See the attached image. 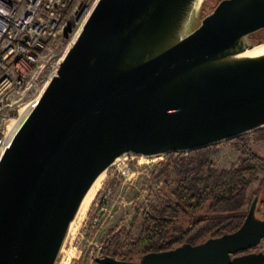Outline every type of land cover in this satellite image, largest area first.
Masks as SVG:
<instances>
[{
    "label": "water",
    "instance_id": "1",
    "mask_svg": "<svg viewBox=\"0 0 264 264\" xmlns=\"http://www.w3.org/2000/svg\"><path fill=\"white\" fill-rule=\"evenodd\" d=\"M100 0L0 160V264H58L96 180L128 154L190 153L264 128V0ZM256 197L235 232L138 260L264 264ZM244 253V254H240Z\"/></svg>",
    "mask_w": 264,
    "mask_h": 264
},
{
    "label": "trees",
    "instance_id": "2",
    "mask_svg": "<svg viewBox=\"0 0 264 264\" xmlns=\"http://www.w3.org/2000/svg\"><path fill=\"white\" fill-rule=\"evenodd\" d=\"M252 133H260L264 138V128ZM244 138L245 135L226 141L236 143L246 155L230 169L215 168L207 157L210 147L176 160L174 166L166 169L165 191L170 197L164 196L149 206L143 214L138 238L128 243L125 251L121 249L120 234L115 233L104 243L102 255L131 261L151 252L197 245L237 231L249 212L244 209L246 192L259 169L264 171V159L243 143ZM263 189L264 181L257 197ZM263 206L264 198L259 197L257 216L261 218Z\"/></svg>",
    "mask_w": 264,
    "mask_h": 264
},
{
    "label": "built area",
    "instance_id": "3",
    "mask_svg": "<svg viewBox=\"0 0 264 264\" xmlns=\"http://www.w3.org/2000/svg\"><path fill=\"white\" fill-rule=\"evenodd\" d=\"M99 2L0 0V160L19 130L14 125L38 106ZM117 169L130 175V167ZM253 252L264 253V238Z\"/></svg>",
    "mask_w": 264,
    "mask_h": 264
},
{
    "label": "rangeland",
    "instance_id": "4",
    "mask_svg": "<svg viewBox=\"0 0 264 264\" xmlns=\"http://www.w3.org/2000/svg\"><path fill=\"white\" fill-rule=\"evenodd\" d=\"M218 3L219 0H204L195 10V27ZM254 37L256 40H264V31ZM242 141L253 153L264 159V138L260 133L246 134ZM187 154L156 157L128 154L121 157L116 165L106 171L103 188L85 220L82 223L80 221L75 223L58 264H94L96 258L104 256L103 245L115 233L120 234V244L123 245L121 249L125 251V246L133 239H137L140 234L144 212L164 196L170 197L165 191L166 169L174 166L176 160ZM207 157L216 169L223 170L238 166L246 155L236 143L223 142L210 147ZM126 166L131 169L128 177L122 176L117 169ZM263 181L264 171L259 169L246 192L244 205L246 211L249 210L252 199L258 196L257 192ZM259 197L264 198V189ZM138 259L139 257H135L134 260Z\"/></svg>",
    "mask_w": 264,
    "mask_h": 264
},
{
    "label": "bare ground",
    "instance_id": "5",
    "mask_svg": "<svg viewBox=\"0 0 264 264\" xmlns=\"http://www.w3.org/2000/svg\"><path fill=\"white\" fill-rule=\"evenodd\" d=\"M203 2H204V0H199V2L197 3L196 9H198ZM261 55H264V44L257 46L255 49L248 51L244 54V56H249V57H257V56H261ZM22 123H20V125H18V123H17V125H14V126H17V127L19 126V128H20ZM160 156H163V155H160ZM154 157H156V156H154ZM119 160H120V158L115 163H117ZM105 179H106V172H104L96 180V182L94 183V185L92 186V188L88 192L87 196L85 197V199L82 203V206H81L80 211L76 217V220L72 224L71 231H72L75 223H78L77 221H80L82 223L85 220L90 208L92 207V204L94 203L98 194L100 193V191L103 188V184L105 182Z\"/></svg>",
    "mask_w": 264,
    "mask_h": 264
},
{
    "label": "flooded vegetation",
    "instance_id": "6",
    "mask_svg": "<svg viewBox=\"0 0 264 264\" xmlns=\"http://www.w3.org/2000/svg\"><path fill=\"white\" fill-rule=\"evenodd\" d=\"M252 39H253V41H255V42L264 41L263 39H261V40H256L255 37H252Z\"/></svg>",
    "mask_w": 264,
    "mask_h": 264
},
{
    "label": "crops",
    "instance_id": "7",
    "mask_svg": "<svg viewBox=\"0 0 264 264\" xmlns=\"http://www.w3.org/2000/svg\"><path fill=\"white\" fill-rule=\"evenodd\" d=\"M261 213L264 215V206L260 209ZM264 218V216H263Z\"/></svg>",
    "mask_w": 264,
    "mask_h": 264
}]
</instances>
